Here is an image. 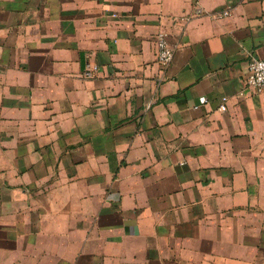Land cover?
<instances>
[{"label": "crops", "instance_id": "crops-1", "mask_svg": "<svg viewBox=\"0 0 264 264\" xmlns=\"http://www.w3.org/2000/svg\"><path fill=\"white\" fill-rule=\"evenodd\" d=\"M253 57L264 0H0V264H264Z\"/></svg>", "mask_w": 264, "mask_h": 264}, {"label": "built area", "instance_id": "built-area-1", "mask_svg": "<svg viewBox=\"0 0 264 264\" xmlns=\"http://www.w3.org/2000/svg\"><path fill=\"white\" fill-rule=\"evenodd\" d=\"M229 11H224V14H228ZM156 43V53H157V61L162 66L165 67L169 64L173 56V48L167 41V37L165 32L160 31L155 36ZM92 67L87 66L85 75L91 76ZM244 84L247 87H250L256 91H260L264 89V58H256L253 57L248 62L247 74L244 79ZM205 99L202 98L201 102H204ZM227 97L221 98V104L219 108L221 110H225L226 108Z\"/></svg>", "mask_w": 264, "mask_h": 264}]
</instances>
